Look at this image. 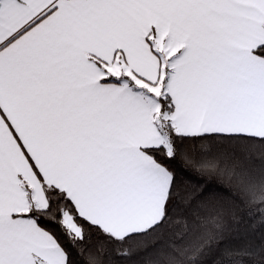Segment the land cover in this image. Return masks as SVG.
<instances>
[{"label": "snow or ice", "instance_id": "obj_1", "mask_svg": "<svg viewBox=\"0 0 264 264\" xmlns=\"http://www.w3.org/2000/svg\"><path fill=\"white\" fill-rule=\"evenodd\" d=\"M0 264H264V0H0Z\"/></svg>", "mask_w": 264, "mask_h": 264}, {"label": "trees", "instance_id": "obj_2", "mask_svg": "<svg viewBox=\"0 0 264 264\" xmlns=\"http://www.w3.org/2000/svg\"><path fill=\"white\" fill-rule=\"evenodd\" d=\"M254 235H258V234H254Z\"/></svg>", "mask_w": 264, "mask_h": 264}]
</instances>
